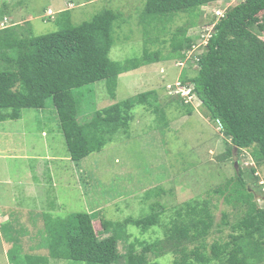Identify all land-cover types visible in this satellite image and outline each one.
I'll return each instance as SVG.
<instances>
[{"label": "trees", "instance_id": "trees-1", "mask_svg": "<svg viewBox=\"0 0 264 264\" xmlns=\"http://www.w3.org/2000/svg\"><path fill=\"white\" fill-rule=\"evenodd\" d=\"M220 1L147 0L139 21L147 35L154 31L157 36L172 18L188 15L189 22L178 28L171 39L168 56L181 62L196 45L189 32L197 26L202 9ZM3 9L8 10L6 6ZM5 19L6 16L0 17V22ZM124 20L122 12L106 9L89 21L46 35H35L30 22L0 30V122L19 120L26 109H46L52 100L69 155L78 166L91 154L102 152L116 133L128 130L137 105L146 106L158 115L160 122L167 123L165 110L158 105L157 90L111 105L86 124L78 121L75 90L103 80L115 89L122 74L162 60L161 51L151 50V39L141 41L145 46L142 56L124 63L109 57L116 28ZM263 33L264 0H241L230 6L216 25L208 46L203 47L206 51L202 55L195 53L198 57L194 56L192 67L196 75L182 81L184 85H194V93L207 116L226 137V158L232 159L235 149L239 158L248 151L257 167L264 166ZM173 101L185 113H193L194 108L185 98L179 96ZM250 172L254 177L257 170L252 167ZM254 189L240 168L234 182L229 180L216 190L226 203L240 207L235 223L224 212L217 224L212 200L198 197L175 206L168 225L163 224L167 209L161 205L162 209L154 207L152 214L143 219L128 218L125 225H134L144 232L160 226L165 237L154 243H128L126 253L120 251L119 237L112 234L115 224L98 219V231L94 213H76L67 218L46 215L44 239L38 243L46 253L28 254L24 263L52 264L53 260L77 264H160L155 260L173 254L170 264H262L264 207L256 200ZM258 192L262 193V187ZM226 226L232 230L228 238L209 245L207 240L214 228L218 227L222 234L221 228ZM150 255L155 260H150ZM16 260L12 254L13 264Z\"/></svg>", "mask_w": 264, "mask_h": 264}, {"label": "rangeland", "instance_id": "rangeland-1", "mask_svg": "<svg viewBox=\"0 0 264 264\" xmlns=\"http://www.w3.org/2000/svg\"><path fill=\"white\" fill-rule=\"evenodd\" d=\"M146 1L0 0V17L10 20L8 26L30 22L35 35L79 25L106 9L122 12L125 20L116 28L115 45L109 57L124 63L142 56L145 48L142 42L151 39V50L161 51L162 60L122 74L115 89L103 80L75 90L79 100L78 121L86 124L97 112L150 90L158 91V105L167 118V123L160 122L155 112L137 105L128 130L116 133L102 152L91 154L79 166L69 155L52 100L46 109H26L21 119L0 122V151L3 156L13 157L0 160V216L11 217L9 222L0 217V264H13L12 254L17 257L16 264H25L26 255L46 253L38 246L44 239L46 215L67 218L76 213H94L95 222L99 219L115 224L112 234L119 237L122 253H126L128 243L136 240L154 243L164 239L160 226L144 232L134 225H125L128 218L143 219L152 214L154 207L162 209L160 205L167 209L162 216L164 225L170 222L175 206L196 197L212 200L217 224L224 212L235 223L240 207L226 203L216 190L229 180L234 182L240 168L249 186L255 188L259 205L264 207V166L257 167L248 151L241 159L236 154L232 159L226 158V137L207 116L199 100L186 97L194 108L190 115L173 101L186 95L172 87L177 80L184 81L186 76L197 73L192 62L206 46L202 44L203 35L214 34L209 29L218 21L216 11L228 9L241 0H222L202 9L197 26L189 32L200 47L196 54H190L189 59L187 54L181 62L168 56L171 39L178 28L189 22L188 15L172 18L157 36L154 31L147 35L139 21ZM3 6L8 10L4 11ZM177 63L184 65L177 67ZM252 167L257 170L254 177ZM259 187L262 193L258 192ZM151 190L154 191L149 193ZM96 229L101 230L99 222ZM221 229L222 234L218 227L214 228L207 240L209 245L220 238L226 240L232 232L229 226ZM14 244L16 248L12 249ZM174 258L173 254H167L155 260L150 255V260L160 264H170Z\"/></svg>", "mask_w": 264, "mask_h": 264}, {"label": "built area", "instance_id": "built-area-1", "mask_svg": "<svg viewBox=\"0 0 264 264\" xmlns=\"http://www.w3.org/2000/svg\"><path fill=\"white\" fill-rule=\"evenodd\" d=\"M50 14H51V13H50ZM216 14H217V16H218L217 20H219L220 18L224 17V15H225V10H223V9H218V10L216 11ZM8 21H9L8 19H5L3 22H0V30L6 28V27L8 26ZM215 25H216V23H214L213 25H210V26H212V28L209 29V30H210V31L213 30V32H214ZM205 33H206V32H205ZM212 35H213V33H212ZM212 35H211L210 33H206V34H204V35H203V41H202V44H203V45H205V44L207 45V44H208V41H209V39L212 37ZM199 47H200V46L195 45L194 49L188 53V54H189V57H188L187 59L190 58V54H192V53L195 54V52L199 49ZM202 53H203V52L201 51V52H199L198 55H200V54H202ZM183 65H184L183 63H178V66H183ZM172 87H174V88L177 89V90H180L181 93H182V91H183V92H186L185 99H186V97H187V98H189V99L196 100V97H195L194 95L191 94V93H192V87H191V86H189V87H188V86H185V85H183V83H182L181 81H177L176 84H175L174 86H172ZM186 102H189V101H187V99H186Z\"/></svg>", "mask_w": 264, "mask_h": 264}, {"label": "clouds", "instance_id": "clouds-1", "mask_svg": "<svg viewBox=\"0 0 264 264\" xmlns=\"http://www.w3.org/2000/svg\"><path fill=\"white\" fill-rule=\"evenodd\" d=\"M219 9H222V8H219ZM228 9H229V8H228ZM228 9H224V10H225V14H226V12H227ZM49 15L52 16L53 14L51 13V14H49ZM224 16H225V15H224ZM222 18H223V17H222ZM220 20H221V18L217 21L216 25L218 24V22H219ZM216 25H215V28H216ZM215 28H214V30H215ZM209 41H210V39H209ZM209 41H208V44H209ZM208 44H207L206 46H208ZM206 46H204V47H206ZM202 49H203V53H204V52L206 51V48H202ZM203 53H202V54H203ZM202 54H200V55H202ZM195 56L198 57L197 55H195ZM176 66L179 67V66H178V63H177ZM186 67H187V66H186ZM186 67H183V70H185ZM177 81H180V80H177ZM181 82H182V81H181ZM183 85H184V84H183ZM185 86H188V87L191 86V87H192V93H191V94L194 95V96L196 97V100H199L198 97L196 96V94L194 93V85L190 84V85H185ZM199 101H200V100H199ZM200 102H201V101H200Z\"/></svg>", "mask_w": 264, "mask_h": 264}, {"label": "crops", "instance_id": "crops-1", "mask_svg": "<svg viewBox=\"0 0 264 264\" xmlns=\"http://www.w3.org/2000/svg\"><path fill=\"white\" fill-rule=\"evenodd\" d=\"M6 158H13V157L12 156L11 157L3 156L2 155V151H0V160L6 159ZM21 158H23V159H29L30 157L23 156ZM0 217H2L5 222H9L11 220V217L10 216H4V214L2 216H0Z\"/></svg>", "mask_w": 264, "mask_h": 264}, {"label": "water", "instance_id": "water-1", "mask_svg": "<svg viewBox=\"0 0 264 264\" xmlns=\"http://www.w3.org/2000/svg\"><path fill=\"white\" fill-rule=\"evenodd\" d=\"M237 153V149H235V154ZM235 159H237V158H235Z\"/></svg>", "mask_w": 264, "mask_h": 264}]
</instances>
